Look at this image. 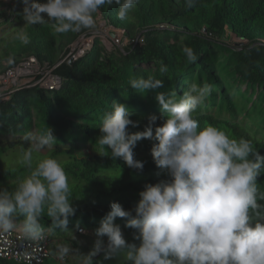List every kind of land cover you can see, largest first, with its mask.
Segmentation results:
<instances>
[{
    "label": "trees",
    "instance_id": "trees-1",
    "mask_svg": "<svg viewBox=\"0 0 264 264\" xmlns=\"http://www.w3.org/2000/svg\"><path fill=\"white\" fill-rule=\"evenodd\" d=\"M12 3L17 5L16 8L10 14L0 15V24L6 26L4 32L10 33L8 25L13 27L16 22V28L28 40L22 41L21 34H17L19 38L11 39L14 43L9 41L5 51L9 57L12 54L9 50H13L19 53L20 60L34 56L42 63L55 66L69 56L82 37L95 38L83 57L72 64L67 60L56 69L55 73L63 79L59 91L33 88L17 92L0 103V113L5 110L12 119L20 118L26 122L22 137L0 138V190L14 192L40 159H56L68 176L71 204L76 211L69 218L67 231L57 227L54 232L58 238L67 241L78 258L83 248L77 238L89 239L79 231L95 234L100 221L111 210L112 202L120 203L135 215L139 192L144 190V185L169 178L155 165L151 155L153 140L142 139L134 149V158L144 163L142 171L129 168L122 158H112L110 149L108 156L96 152L101 135L99 127L104 114L112 110L113 101L128 106L132 113L130 118L139 122L138 127L128 126L129 133L143 131L147 117L153 114L158 117L155 126H160L163 119L161 106L155 98L157 92H175L179 98L194 83L197 71L195 83L200 86L207 83L212 89L205 99L212 110L202 104L194 113L200 129L209 124L217 126L233 138L252 141L254 151L264 155V140L239 123L237 106L221 82L222 71L245 82L258 94L261 106H256L261 107L264 116V0H196L192 8L187 7L185 0H138L123 20L118 17L117 5H105L95 14L93 27L67 33L55 32L51 22L27 24L22 0H7L5 4ZM4 8L0 6V10ZM101 21L110 30L107 34L115 39L120 37L126 43L118 46L113 41L115 45L108 50L102 36L96 35ZM235 41H241L242 45L236 46ZM184 47L194 51L197 57L194 63L187 61ZM159 61L168 67L166 73H160ZM149 75L162 79L164 86L140 94L129 85L130 79ZM33 107L38 111L40 125L46 130L51 128L56 141L51 147L43 148L49 150L47 156L37 160L32 158V168L22 164L6 168L2 161L9 152L34 151L33 140L25 139L32 130ZM69 140L74 144L63 145ZM79 141L90 144L91 154L82 153V147L76 144ZM257 184L258 203L264 204V173L258 177ZM23 219L18 215L16 223H23ZM51 223L45 208L40 224L52 229ZM114 224L120 225L126 242L139 246L140 241L133 238L136 230L125 227V218L117 217ZM102 239L107 241L106 236ZM58 245L55 241L50 258L43 264H80L78 260L69 262L68 257L65 261L59 258L56 254ZM83 254L86 255L85 250ZM93 260L94 264L103 260V253ZM122 260L123 257L118 256L104 260L103 264H121ZM0 264L22 263L0 259Z\"/></svg>",
    "mask_w": 264,
    "mask_h": 264
},
{
    "label": "clouds",
    "instance_id": "clouds-1",
    "mask_svg": "<svg viewBox=\"0 0 264 264\" xmlns=\"http://www.w3.org/2000/svg\"><path fill=\"white\" fill-rule=\"evenodd\" d=\"M27 24L51 22L57 33L79 32L94 26L95 14L102 6H118V17L125 19L138 0H22ZM192 8L196 0H185ZM43 14H46L43 15ZM21 40L28 38L22 35ZM187 61L197 57L184 47ZM161 74L168 71L159 61ZM129 85L140 94L164 86L153 75L130 79ZM211 86L192 83L179 98L175 92H157L163 123L149 115L143 131L129 133L133 121L128 106L113 101L100 125L96 152L122 158L132 169L143 170L144 163L134 158V149L142 139L155 141L151 155L155 165L169 177L156 184L147 183L139 192L134 209L125 210L112 202L110 211L95 229L93 249L80 254V264H94L103 253L104 260L122 256L121 264H264V204L258 203V177L264 173V155L254 151L252 141L233 138L211 124L200 129L194 113L211 94ZM155 126V127H154ZM31 140L32 135H25ZM56 141L52 130L36 140L37 150ZM22 165L32 168V151L24 152ZM121 174V169H120ZM68 176L52 157L40 159L14 192L0 190V231L15 227L18 215L24 217L22 230L31 240L42 238L41 214L47 209L51 227L67 231L69 218L76 209L71 204ZM135 229L133 238L140 244L126 242L120 225ZM83 231V230H81ZM107 237L104 246L103 237ZM72 252L68 245H58L56 254L64 259Z\"/></svg>",
    "mask_w": 264,
    "mask_h": 264
},
{
    "label": "rangeland",
    "instance_id": "rangeland-1",
    "mask_svg": "<svg viewBox=\"0 0 264 264\" xmlns=\"http://www.w3.org/2000/svg\"><path fill=\"white\" fill-rule=\"evenodd\" d=\"M7 0H0V6L5 7L4 9L0 10V15L3 13L10 14L13 9L16 8V4L12 3L10 5H6ZM17 23L13 22V27L11 25H8L9 28H11L10 33L4 32V29L6 26L4 24H0V71L3 70V68H6L7 66H15L18 64L20 61L19 53L17 51L9 50L12 54L11 57H9L6 54V48L8 47L9 41L15 40L14 38H19L17 34L25 35L24 33H20L18 29L16 28ZM110 30H107L105 27V24L101 21L100 22V31L97 32V36H102V40L104 44L106 45V48L108 50L112 49L113 46L115 45L113 41H116L115 37L110 36L107 34V32ZM95 39V38H94ZM94 39H91L89 41L83 42V45H88L90 46L91 43H94ZM11 42V41H10ZM91 42V43H90ZM14 43V42H11ZM236 46H241L242 42L241 41H235ZM84 51V49L82 50ZM83 54H80L81 57ZM79 57V56H78ZM77 58L76 60L74 59L73 63L79 60ZM72 61V59H71ZM70 61V62H71ZM146 67V66H145ZM198 80L197 78V71L194 74V83ZM221 82H224L226 89L229 91L231 94L236 106L237 110L239 112V123L243 124L252 134L257 135L260 139L264 140V116L261 113V106L259 103L260 101L258 100V94L255 93L254 91L250 90L247 86V84L243 81H241L239 78L233 76L229 72H221ZM45 91V90H44ZM47 92V91H45ZM145 100H148L147 97H145ZM207 101V102H206ZM203 102V104H207L208 108L212 110V106L210 105V102L206 100ZM32 140L34 144V151H32V158L34 159H39V157L47 156L49 153V150H44V149H39L37 150L35 148V143L38 138L46 133L49 130H46L40 125L39 121V114L38 111L35 107L32 108ZM86 120L88 118H85ZM83 119L82 121H85ZM90 119V117H89ZM26 122H23L20 118L12 119L10 116H7L5 114V110L0 113V138H5L8 140H13L18 137H22V129L23 125H25ZM74 143L72 141H67L66 143H63V145H66L67 147H70ZM76 144H79L80 147H82V153L84 154H91V147L89 143L79 141ZM24 152L22 151H12L9 152V154L5 157H3L2 165L6 168L10 167H17L20 166V160L22 159ZM18 231H22V223H15V227L13 228ZM43 233L49 235L53 240L57 241L59 245L64 244L67 245V241H65L63 238H58L57 233L54 232L52 229L44 228L42 227ZM80 232V231H79ZM73 233V232H72ZM75 237V233H73ZM83 236H89V239H86L84 237H78L77 240L79 244L86 251V254L89 253L93 249V243L97 239L96 235L93 234L92 232H89L85 230L84 233H81ZM108 241H104V246H107ZM69 246V245H68ZM72 249V248H71ZM83 252L81 254H83ZM97 255L93 259L99 257ZM69 259V262L75 263L77 260L80 262V258L77 257L75 251L72 249V252L67 256Z\"/></svg>",
    "mask_w": 264,
    "mask_h": 264
},
{
    "label": "built area",
    "instance_id": "built-area-1",
    "mask_svg": "<svg viewBox=\"0 0 264 264\" xmlns=\"http://www.w3.org/2000/svg\"><path fill=\"white\" fill-rule=\"evenodd\" d=\"M91 39L94 37L86 39L82 37L81 42L71 50L69 56L55 66H49L38 58L30 56L20 60L15 66L3 68L0 71V103L17 92L33 88L47 92L59 91L63 85V79L55 73L56 69L67 60H76L81 58L80 54L85 55L93 43L90 42L89 46L88 43L83 45V42ZM115 43L120 46L126 42L118 37ZM84 232L80 231V233ZM54 246L55 241L45 233L39 240H31L23 232L15 229L7 232L0 231V259L3 260L22 264H43L50 258Z\"/></svg>",
    "mask_w": 264,
    "mask_h": 264
},
{
    "label": "water",
    "instance_id": "water-1",
    "mask_svg": "<svg viewBox=\"0 0 264 264\" xmlns=\"http://www.w3.org/2000/svg\"><path fill=\"white\" fill-rule=\"evenodd\" d=\"M73 61H74V60H72V61L70 62V64H72V63H73Z\"/></svg>",
    "mask_w": 264,
    "mask_h": 264
},
{
    "label": "crops",
    "instance_id": "crops-1",
    "mask_svg": "<svg viewBox=\"0 0 264 264\" xmlns=\"http://www.w3.org/2000/svg\"><path fill=\"white\" fill-rule=\"evenodd\" d=\"M22 232V231H21Z\"/></svg>",
    "mask_w": 264,
    "mask_h": 264
}]
</instances>
